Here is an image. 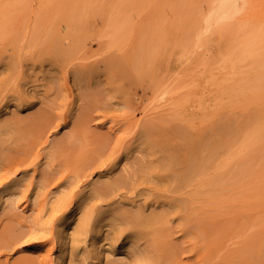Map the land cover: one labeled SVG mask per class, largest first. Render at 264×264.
<instances>
[{
  "label": "rangeland",
  "instance_id": "rangeland-1",
  "mask_svg": "<svg viewBox=\"0 0 264 264\" xmlns=\"http://www.w3.org/2000/svg\"><path fill=\"white\" fill-rule=\"evenodd\" d=\"M232 1L0 0V264H59L84 189L132 241L90 264H264V0Z\"/></svg>",
  "mask_w": 264,
  "mask_h": 264
},
{
  "label": "bare ground",
  "instance_id": "bare-ground-1",
  "mask_svg": "<svg viewBox=\"0 0 264 264\" xmlns=\"http://www.w3.org/2000/svg\"><path fill=\"white\" fill-rule=\"evenodd\" d=\"M227 1L228 0H224L223 3H226ZM230 3L233 5L237 2H236V0H233ZM157 44H158V42H157ZM141 47H143V45H141ZM58 48L59 47H57V49H56L57 52L59 50ZM59 51H61V50H59ZM150 51L152 52V50H150ZM146 53H148V52H146ZM10 107H11V104H6L4 106L3 111H6ZM204 145H206V144H204ZM194 161H195L194 159L191 160V162H194ZM198 165L200 166V168H205L207 166L206 160L205 159L199 160ZM32 175L35 178L37 176L36 171ZM20 181L21 180H19V179H18V181L15 180V182L13 184L8 186L4 190L2 189L3 191L0 193V205L1 206L5 205V204H10V205H13L16 209L19 207V200L17 197L18 193L16 191L12 190V187L14 188L15 186H18ZM32 183L35 184L34 181ZM9 188H11V189H9ZM8 189L10 191H8ZM88 190L89 189H84V191H83L84 195H81L80 202L79 203L77 202V205L75 203L72 205V207H69L68 210L65 211V214H64L65 219L60 221L58 224V232H57V251H58L57 254H58V256H57V260L59 261V264H71V262H74L75 264H90L89 253L91 250L99 251V253L101 254V258L104 259L105 262L108 263L110 261V259H108V258L110 256L112 257V254H116V249L118 250L119 248L126 246V245L128 246L129 244L132 243L131 240H125L124 242L121 241V244H119L118 241L121 238L119 239L120 236L118 234H116L114 229L112 228L113 224L107 220L108 216L111 215L109 210H104L103 212H101L97 215H94L93 218L82 216L80 214L83 211L84 205L87 203V199H88L87 197L88 196H86V193H88ZM33 195H34V193H33ZM46 197L47 198H46L45 203H49L51 200H50V198H48V195ZM33 200H34V198H33ZM43 205H45V204H43ZM32 209H34V207H31V211H32ZM82 213H84V212H82ZM25 214H26V211L23 212V216L25 218L30 216V214H28V215H25ZM118 221H121V219ZM116 222H117V220H116ZM135 251H137L136 247H135ZM146 261H148L147 256L143 257L142 254L138 256V261H137L138 263L143 264Z\"/></svg>",
  "mask_w": 264,
  "mask_h": 264
}]
</instances>
